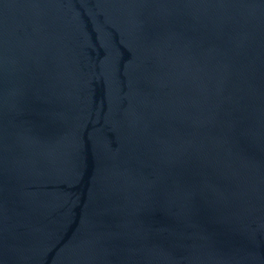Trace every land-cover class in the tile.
Returning a JSON list of instances; mask_svg holds the SVG:
<instances>
[{
  "label": "water",
  "instance_id": "1",
  "mask_svg": "<svg viewBox=\"0 0 264 264\" xmlns=\"http://www.w3.org/2000/svg\"><path fill=\"white\" fill-rule=\"evenodd\" d=\"M0 264H264V0H0Z\"/></svg>",
  "mask_w": 264,
  "mask_h": 264
}]
</instances>
